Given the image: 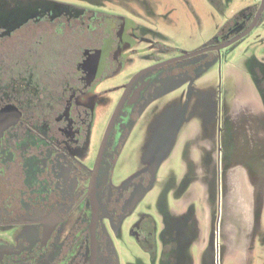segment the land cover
I'll list each match as a JSON object with an SVG mask.
<instances>
[{
  "label": "flooded vegetation",
  "instance_id": "af4514ba",
  "mask_svg": "<svg viewBox=\"0 0 264 264\" xmlns=\"http://www.w3.org/2000/svg\"><path fill=\"white\" fill-rule=\"evenodd\" d=\"M251 20L236 22L240 29L225 41ZM120 22L61 0H0V264H217L219 249L237 252L242 239L240 252L251 251L264 175V54L247 62L256 98L237 100L208 131H195L184 146L182 177L171 176L154 212L123 230L186 117L171 132L161 126L152 141L156 158L115 187L110 177L121 146L148 105L177 88L166 84L192 83L204 61L190 63L197 55L145 72L165 60L132 75L93 144L89 92L117 69ZM234 183L241 192L247 187L239 202L248 212L228 218L222 205L226 198L232 212Z\"/></svg>",
  "mask_w": 264,
  "mask_h": 264
},
{
  "label": "rangeland",
  "instance_id": "374dc122",
  "mask_svg": "<svg viewBox=\"0 0 264 264\" xmlns=\"http://www.w3.org/2000/svg\"><path fill=\"white\" fill-rule=\"evenodd\" d=\"M78 6H86L97 12H104L120 19V44L114 58L119 61L117 69L99 82L90 92L93 107L91 142L98 144L107 123L122 95L128 79L139 70L155 63L195 52L208 45L225 42L226 34L220 30L227 21L242 9L256 6L260 0H61ZM108 28L112 21L106 22ZM264 24L256 26L238 45L223 49L220 58L198 75L191 83L190 78H180L178 82L166 84L173 88L167 94L159 95L137 118L121 146L114 165L110 182L115 187L122 186L128 179L143 168V163H151L156 158L157 149L152 141L161 126L166 131L178 124L183 116L182 126L176 146L172 153L161 162L154 186L143 196L131 216L121 229H129L131 223L143 214H150L156 208L157 197L171 176L180 178L183 168L180 164L184 146L196 131L211 128L216 124L219 111L229 114L232 105L238 101L255 97V90L247 72V62L253 56L264 54ZM203 56V55H202ZM197 57L190 63L204 59ZM177 84V85H176ZM128 117L133 114L127 110ZM186 113V114H185ZM128 117L126 120H128ZM129 121V120H128ZM204 131L205 133H208ZM121 136L117 135V142ZM230 202L232 212L228 211V200L223 202V213L245 214L246 207L240 197H247L246 188L240 191L233 184ZM254 204L251 227L252 248L243 254L241 245L237 252L222 246L217 253V264H264V175ZM256 199V198H255Z\"/></svg>",
  "mask_w": 264,
  "mask_h": 264
},
{
  "label": "water",
  "instance_id": "95a60500",
  "mask_svg": "<svg viewBox=\"0 0 264 264\" xmlns=\"http://www.w3.org/2000/svg\"><path fill=\"white\" fill-rule=\"evenodd\" d=\"M263 10H264V0H260L259 6H258V8H257V10H256V12H255L250 24L240 34L236 35L235 37H233V38H231V39H229V40H227V41H225L223 43L206 46V47L201 48V49H199V50H197L195 52H192V53L183 55L181 57L173 58L171 60L156 64L153 67H150V68L146 69L145 72H147L149 70H152V69H156V68L162 67L164 65H168L170 63H173V62H176V61H179V60L191 58V57H194V56H197V55H200V54H203V53H207V52H213V51L217 52L218 59H219L220 58V51L222 49H225V48L231 46L232 44H234L235 42H237L240 39L244 38L247 34L250 33V31L256 26L257 22L259 21ZM118 109H119V106L117 107V109H116L114 114H116Z\"/></svg>",
  "mask_w": 264,
  "mask_h": 264
},
{
  "label": "trees",
  "instance_id": "16d2710c",
  "mask_svg": "<svg viewBox=\"0 0 264 264\" xmlns=\"http://www.w3.org/2000/svg\"><path fill=\"white\" fill-rule=\"evenodd\" d=\"M257 4L256 6H249L247 8L242 9L240 12H238L237 14H235L231 19H229L226 23V25L220 30V32H222L223 34H226L227 36H232L233 32L237 29H240V27H235L234 25L236 22L239 21H243L246 20L247 22H249L251 20L252 15L254 14L255 10H256ZM204 55H206V57H204V59H202L204 61L203 67L200 70V72L205 71L206 69H208L213 62H216V54L215 52H207L204 54H201L197 57H203ZM194 57V58H197Z\"/></svg>",
  "mask_w": 264,
  "mask_h": 264
}]
</instances>
